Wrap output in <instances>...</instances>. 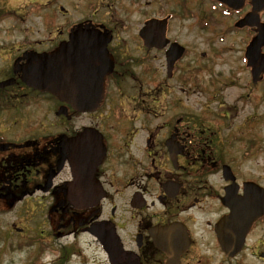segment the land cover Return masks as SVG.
Here are the masks:
<instances>
[{
    "label": "flooded vegetation",
    "instance_id": "1",
    "mask_svg": "<svg viewBox=\"0 0 264 264\" xmlns=\"http://www.w3.org/2000/svg\"><path fill=\"white\" fill-rule=\"evenodd\" d=\"M253 1L0 0V203L47 207L48 229L29 242L58 240L67 262L82 234L107 260L99 224L127 252L117 264H264V211L226 219L245 182L264 192V6ZM77 25L107 40L103 77L87 62L76 71L82 97L100 98L91 110L21 77L32 52ZM71 193L100 197L76 206Z\"/></svg>",
    "mask_w": 264,
    "mask_h": 264
},
{
    "label": "water",
    "instance_id": "2",
    "mask_svg": "<svg viewBox=\"0 0 264 264\" xmlns=\"http://www.w3.org/2000/svg\"><path fill=\"white\" fill-rule=\"evenodd\" d=\"M253 8H261L264 6V0H254ZM228 5L233 7L240 6L239 3L233 4L227 2ZM245 16L237 21L238 25H243ZM151 21L145 22V26L140 30V35L146 45H149V33H150ZM264 35V29H263ZM160 36V34H159ZM95 34L92 32L83 33L78 28L69 33V39L62 41L59 47H56L50 52L34 53L28 59L25 66L22 68V78L29 85H33L39 88L48 89L58 96L61 101L75 104L80 108L88 109L96 106L98 99H84L82 97V90L80 88L81 83L74 77L75 70L79 68L81 64L80 60L76 57L80 53H89L90 47H95L99 42L94 39ZM105 46V41L102 43ZM97 51L102 52L100 47L96 48ZM174 50V48H172ZM88 70L95 69L96 64L88 62ZM102 66V65H99ZM101 69V67H99ZM103 75V72L100 76ZM75 85V95L72 94L73 86ZM63 107V106H62ZM60 112L62 108H60ZM245 198L241 202H235L236 205L232 209L231 214L226 219H232L237 213L238 209H243L244 212L253 213L252 217H243L244 220H250L254 218V213L258 208L264 211V192L261 188L253 182H245ZM257 196V197H256ZM100 195L93 194H78L71 193L69 199L76 206H85L93 204ZM257 211L256 214H258ZM90 231L102 242L103 248L107 251L111 264H117L121 258L127 256V252L123 251L118 237L111 226L103 227V235L101 233V226L93 225ZM109 246V248L107 247Z\"/></svg>",
    "mask_w": 264,
    "mask_h": 264
},
{
    "label": "rangeland",
    "instance_id": "3",
    "mask_svg": "<svg viewBox=\"0 0 264 264\" xmlns=\"http://www.w3.org/2000/svg\"><path fill=\"white\" fill-rule=\"evenodd\" d=\"M60 1L66 7L65 0ZM17 37L7 34L1 36L5 41ZM36 197L37 195L32 196V198ZM26 203H18L12 208L0 203V264H29L31 256L38 246L37 244L32 246L24 244L32 236L37 240L40 239L39 229H48L49 224L46 223L47 207H39L38 204H41V202L38 199H29ZM11 222L24 227L23 233L13 231L10 227ZM48 243V246L56 250L59 249L60 242L58 240L52 238ZM40 261L32 264H60L57 251L53 252L52 250H45ZM63 264H108V262L104 254L102 256L95 240L89 236L79 234L69 260Z\"/></svg>",
    "mask_w": 264,
    "mask_h": 264
},
{
    "label": "trees",
    "instance_id": "4",
    "mask_svg": "<svg viewBox=\"0 0 264 264\" xmlns=\"http://www.w3.org/2000/svg\"><path fill=\"white\" fill-rule=\"evenodd\" d=\"M36 261L39 262V259H37Z\"/></svg>",
    "mask_w": 264,
    "mask_h": 264
},
{
    "label": "bare ground",
    "instance_id": "5",
    "mask_svg": "<svg viewBox=\"0 0 264 264\" xmlns=\"http://www.w3.org/2000/svg\"><path fill=\"white\" fill-rule=\"evenodd\" d=\"M91 99H93V98H91Z\"/></svg>",
    "mask_w": 264,
    "mask_h": 264
}]
</instances>
